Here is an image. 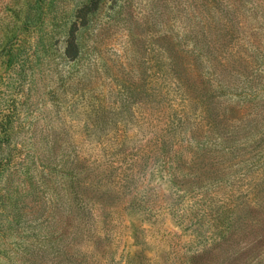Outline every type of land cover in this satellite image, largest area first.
Segmentation results:
<instances>
[{
  "label": "rangeland",
  "instance_id": "rangeland-1",
  "mask_svg": "<svg viewBox=\"0 0 264 264\" xmlns=\"http://www.w3.org/2000/svg\"><path fill=\"white\" fill-rule=\"evenodd\" d=\"M0 264H264V0H0Z\"/></svg>",
  "mask_w": 264,
  "mask_h": 264
},
{
  "label": "trees",
  "instance_id": "trees-1",
  "mask_svg": "<svg viewBox=\"0 0 264 264\" xmlns=\"http://www.w3.org/2000/svg\"><path fill=\"white\" fill-rule=\"evenodd\" d=\"M227 240H229V239H227ZM227 240L222 242V243L220 242L219 244H217L215 246V248L220 249V251L222 253H229V247L227 246L229 241H227Z\"/></svg>",
  "mask_w": 264,
  "mask_h": 264
}]
</instances>
